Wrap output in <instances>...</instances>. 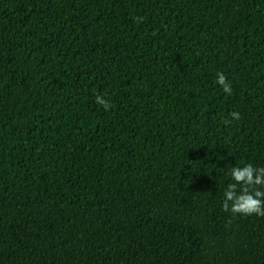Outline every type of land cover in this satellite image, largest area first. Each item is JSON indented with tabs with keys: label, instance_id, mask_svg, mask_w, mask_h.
<instances>
[{
	"label": "trees",
	"instance_id": "16d2710c",
	"mask_svg": "<svg viewBox=\"0 0 264 264\" xmlns=\"http://www.w3.org/2000/svg\"><path fill=\"white\" fill-rule=\"evenodd\" d=\"M248 163L264 0H0V264H264Z\"/></svg>",
	"mask_w": 264,
	"mask_h": 264
},
{
	"label": "clouds",
	"instance_id": "9594fccd",
	"mask_svg": "<svg viewBox=\"0 0 264 264\" xmlns=\"http://www.w3.org/2000/svg\"><path fill=\"white\" fill-rule=\"evenodd\" d=\"M142 22V18L138 20ZM216 83L227 95H232V86L224 73H217ZM96 103L102 105L108 111L113 105L102 96H96ZM232 120H239V112L230 113ZM225 125L230 123L224 121ZM231 178L234 183H229L224 192L222 208L224 212H231L233 215L260 216L264 217V167L257 168L251 163L243 167H233Z\"/></svg>",
	"mask_w": 264,
	"mask_h": 264
}]
</instances>
